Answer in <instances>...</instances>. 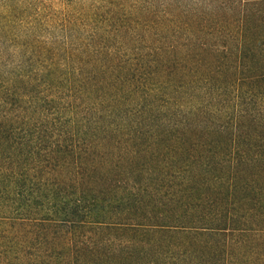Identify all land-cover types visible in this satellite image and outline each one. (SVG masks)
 I'll return each mask as SVG.
<instances>
[{
  "label": "trees",
  "instance_id": "1",
  "mask_svg": "<svg viewBox=\"0 0 264 264\" xmlns=\"http://www.w3.org/2000/svg\"><path fill=\"white\" fill-rule=\"evenodd\" d=\"M112 3L0 37V264H264V0Z\"/></svg>",
  "mask_w": 264,
  "mask_h": 264
},
{
  "label": "rangeland",
  "instance_id": "2",
  "mask_svg": "<svg viewBox=\"0 0 264 264\" xmlns=\"http://www.w3.org/2000/svg\"><path fill=\"white\" fill-rule=\"evenodd\" d=\"M135 0H0V37L6 33L7 26L17 34L20 39L21 33L26 29H32L37 41L55 45L59 53L58 61H69L72 63V56L81 58L80 52L86 48L94 49L100 44H110L108 39L96 36L109 35L104 23L102 27H97L102 22L100 18L98 25L92 23V15L106 14L111 10L112 2H115V19L119 17L124 8L132 13ZM3 15V16H2ZM10 20V22H9ZM79 21V22H78ZM2 39V38H1ZM22 39V38H21ZM98 39V41H97ZM4 41V38H3ZM1 40L0 43V67L12 62L21 47L16 46L8 39L7 44ZM115 45L119 43V37L115 39ZM38 57V54H36ZM5 69L3 68V71Z\"/></svg>",
  "mask_w": 264,
  "mask_h": 264
}]
</instances>
